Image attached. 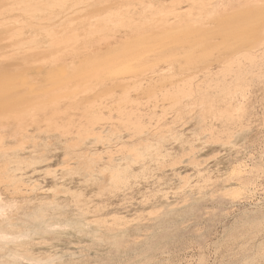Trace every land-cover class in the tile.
I'll return each instance as SVG.
<instances>
[{"label": "rangeland", "instance_id": "obj_1", "mask_svg": "<svg viewBox=\"0 0 264 264\" xmlns=\"http://www.w3.org/2000/svg\"><path fill=\"white\" fill-rule=\"evenodd\" d=\"M220 1L109 0L95 7H105L99 13L81 14L83 38L74 51L59 54L57 62L35 61L24 69L39 96L57 89L52 83L62 75L70 78V98L60 100L57 109L41 107L34 122L25 112L0 117V177L2 151H17L22 160L11 165L17 169L11 176L36 187L30 202L12 210L11 218L17 212L12 224L21 226L19 216L38 214L37 206L45 202L44 226L59 231L31 236L24 249L54 264H264V56L253 65L240 46L227 47L215 35L208 60L188 66L186 58L197 59L200 50L189 41L163 40L166 28L178 22H202L214 32L246 0H235L230 10L232 1L224 0V8ZM177 8L175 13L189 14L175 16ZM203 11H211L209 19ZM78 24L70 28L79 31ZM141 38L148 51L142 52L146 64L138 68L139 76H110L103 64L119 59L129 43ZM47 44L31 51L48 49ZM259 48L253 55L264 52V43ZM229 63L232 72L226 71ZM238 66L245 96L230 91L224 96L221 84L233 89L240 83L234 80ZM163 74L171 78L160 81ZM147 84L153 85V94L145 92ZM180 87L176 104L164 99ZM124 95L131 102L121 100ZM238 102L243 111L229 112ZM220 109H227L225 116L218 117ZM86 111L98 116L95 125H89ZM19 119L26 122L24 130ZM148 143L154 146L135 158L131 148ZM31 157L33 164L27 163ZM109 160L128 165L134 177L114 187L102 170ZM12 187L0 178V205L27 197L14 194ZM82 216L84 230H66L67 235L58 228ZM20 228L19 234L32 230Z\"/></svg>", "mask_w": 264, "mask_h": 264}, {"label": "bare ground", "instance_id": "obj_2", "mask_svg": "<svg viewBox=\"0 0 264 264\" xmlns=\"http://www.w3.org/2000/svg\"><path fill=\"white\" fill-rule=\"evenodd\" d=\"M231 1L232 6L229 7V5H227L229 10L235 8L233 7L234 3L238 0H230L228 4H230ZM108 3L109 0H0V117L7 114L19 115L20 113L25 112V115L29 116L30 120L34 122V119L37 117V112L41 110V107L44 108L50 106L54 109H57L60 100L70 98V78H67L66 75H62V77L59 79L60 81L52 83L57 87V89H48L47 91H44L42 96H39L37 94L38 85H35L32 81H30V79L25 75L24 69L30 68L31 64H33L35 61L44 62L50 59L51 61H49L51 63L57 62L59 54L74 51L75 47L79 45V40L83 38V24L82 26L78 24L79 21L81 22L79 18L83 17L81 14H83V12H87L91 15L97 14L105 7H101L100 10L95 9V7ZM220 3L221 8H224L226 2L222 0ZM242 6L238 12L236 11L237 13L234 12L235 14L232 15V18L227 19V21L224 24H221L214 32L213 30L211 31V29L207 28L202 22L189 24L178 22L174 25H171L166 28L168 32H165L163 35V40L168 41H166L164 44H180L181 42L189 41L191 46L198 48L200 53L197 59L192 54H190L191 60L186 58L185 64L190 66L189 63H202L208 60V58L211 56V52L215 48L211 43L212 37L216 35L222 39L223 44L227 47L237 45L240 46L241 50L245 53V58L255 65L258 61L257 58L264 56V52H262L260 56L253 55L254 50L259 47V49H262L264 43V0H246ZM180 10L181 8L175 9L173 12L174 15L180 17L189 14L187 12L183 14H181V12L175 13L176 11ZM212 15L215 16V14ZM112 16L109 18L111 19ZM204 16L209 19L211 16V11L204 12ZM214 18H211V20ZM219 18L220 17L218 16L217 19ZM111 21H113V19ZM75 23L78 24L81 30L75 31L70 28ZM99 23H101V20ZM149 27L151 28V26ZM143 33L145 32L141 31L139 35ZM190 36H192V39ZM151 37L154 38V36ZM45 40L48 42V49H38L31 51L33 48L41 47L40 44L45 42ZM159 44L164 45L161 40ZM147 46L148 42L144 38H141V41H133L129 43L124 48V50L121 48L123 53L119 59H111L108 63L103 64L104 67L106 66L104 70H107L110 76H115L117 78L128 75H138L139 73L136 72L146 64L141 61V56L142 52L148 51ZM135 51H139V54H134ZM135 59L140 60V63L138 65H131V61H135ZM230 65L231 64L229 63V67L226 69L227 72H232V67ZM90 67L91 65L88 66L89 69ZM93 70L94 69L92 65V69L90 71L92 72ZM140 73H142V71ZM234 74V80L239 81L240 83L234 86L233 89L228 88L227 85L221 84L223 87L221 88L222 93H224L225 96L229 91L231 93L238 92L239 96L244 97L245 95L243 94V91L246 85L244 83L245 81H243L245 79H242L243 71L239 67L234 71ZM80 77L81 75L78 74L77 78ZM95 77H98V73L95 74ZM165 77L170 76H164L163 74L159 77V80H164ZM180 81L182 83L181 87L183 88V81L186 80L183 77ZM185 86L189 88L188 92L192 91L190 83L185 82ZM22 87H26V90H21ZM78 87H80V84ZM182 88L173 93H169L168 95L165 94L164 99L166 101L168 100L171 104H176L180 95L183 93ZM145 89L147 94H153V85L147 84ZM126 99L127 95H124L121 100ZM129 102L131 101L127 99V103ZM209 107L212 108L210 105ZM242 107V103L238 102L235 107H232L233 110L230 109L231 111L229 112L243 111ZM203 111H205L204 108ZM225 111H227V109L217 112L219 114L218 117L225 116L223 114ZM207 114H209V112ZM86 116L90 126L95 125V122L99 120L98 116L93 115L88 111H86ZM215 116H217V114H215ZM135 121V126L137 129L140 131L143 130L141 123L138 120ZM47 124H52V121L48 120ZM18 125L19 129L24 130L26 127V122L21 120ZM65 132L67 133V131ZM96 138L100 142L105 141L103 137L97 136ZM153 146L154 144L151 145L148 143L141 145L138 148L131 149L132 151L136 152V156L134 157L140 158L144 157L146 155L144 152L149 151ZM2 156L5 158V168L0 178L10 182L11 186H13L12 191L15 190L14 194L16 193L17 195L19 194L21 196L27 197H22L19 199L15 198L14 200L11 199V203H6L5 206L2 204L0 205V247L5 245H12L14 247L12 250L9 248H0V264H54L52 258L43 259L41 257H35L27 249L23 248L33 235H40L44 237L45 235L49 234H57L59 231L54 230L55 228L50 229L44 226V224H46V219H44V208L42 205L45 202H42L39 206H37L36 210L38 214H28L25 212L21 214L19 216V218H21V226L15 223L14 225L12 224L16 219L17 213L16 212L13 218H11L10 214L12 210L18 209L20 207L18 204L20 203L30 202L28 196L36 191V187L34 185L31 187L30 185H24L21 177H16L15 174L11 176L10 174L17 171V169H14L11 165L20 164V160H22L19 156V152L12 151L8 153L7 151L3 150ZM164 156H166V154ZM33 160H36V158L31 157L27 163L33 164ZM87 163L92 166L93 161L88 160ZM102 170L108 173L109 181L114 187L123 186L127 183L129 178L134 177L133 174L130 175L128 165L122 166L120 163L114 162L113 160H109L108 165L103 167ZM21 186L23 187L21 188ZM7 212H9V214H7ZM57 223L62 222L59 221ZM20 227H23L25 230L31 227L32 230H28L23 234H19V231L21 230ZM52 227L53 225H51V228ZM84 227L83 216L81 218H77L74 221H67L64 226L63 224L58 226V228H63L65 230L64 234L67 233L66 230L77 231L82 230Z\"/></svg>", "mask_w": 264, "mask_h": 264}]
</instances>
